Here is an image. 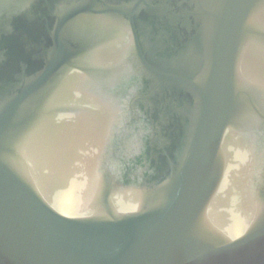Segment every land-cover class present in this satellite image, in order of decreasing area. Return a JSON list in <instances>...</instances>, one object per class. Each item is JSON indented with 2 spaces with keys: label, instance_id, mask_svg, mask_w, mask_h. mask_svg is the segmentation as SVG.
<instances>
[{
  "label": "water",
  "instance_id": "95a60500",
  "mask_svg": "<svg viewBox=\"0 0 264 264\" xmlns=\"http://www.w3.org/2000/svg\"><path fill=\"white\" fill-rule=\"evenodd\" d=\"M0 264H264V0H0Z\"/></svg>",
  "mask_w": 264,
  "mask_h": 264
}]
</instances>
